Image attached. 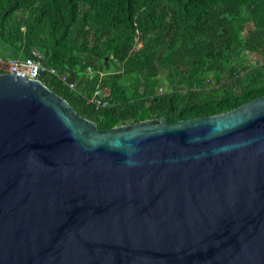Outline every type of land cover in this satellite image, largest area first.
Returning a JSON list of instances; mask_svg holds the SVG:
<instances>
[{
	"label": "water",
	"instance_id": "water-1",
	"mask_svg": "<svg viewBox=\"0 0 264 264\" xmlns=\"http://www.w3.org/2000/svg\"><path fill=\"white\" fill-rule=\"evenodd\" d=\"M0 264H264V95L100 129L1 72Z\"/></svg>",
	"mask_w": 264,
	"mask_h": 264
},
{
	"label": "trees",
	"instance_id": "trees-1",
	"mask_svg": "<svg viewBox=\"0 0 264 264\" xmlns=\"http://www.w3.org/2000/svg\"><path fill=\"white\" fill-rule=\"evenodd\" d=\"M0 47L71 75L41 79L100 129L264 95V0H0Z\"/></svg>",
	"mask_w": 264,
	"mask_h": 264
},
{
	"label": "built area",
	"instance_id": "built-area-1",
	"mask_svg": "<svg viewBox=\"0 0 264 264\" xmlns=\"http://www.w3.org/2000/svg\"><path fill=\"white\" fill-rule=\"evenodd\" d=\"M31 56L16 57V58H5L0 56V71L9 72L15 75H25L30 79L40 80L44 73H50L57 75L63 82H65L70 88L73 87V83L68 82V78L63 75H58L57 71L49 66L43 58V55L36 49H32ZM43 82V81H42ZM159 91L162 92L163 88L160 87ZM90 101L98 107H106L109 102L96 95L90 99Z\"/></svg>",
	"mask_w": 264,
	"mask_h": 264
},
{
	"label": "rangeland",
	"instance_id": "rangeland-1",
	"mask_svg": "<svg viewBox=\"0 0 264 264\" xmlns=\"http://www.w3.org/2000/svg\"><path fill=\"white\" fill-rule=\"evenodd\" d=\"M0 55L6 56L8 58H16V57L22 58V57H24V55L19 51L17 52L13 49L7 50V49H3L2 47H0ZM259 61H261V57L259 58Z\"/></svg>",
	"mask_w": 264,
	"mask_h": 264
}]
</instances>
